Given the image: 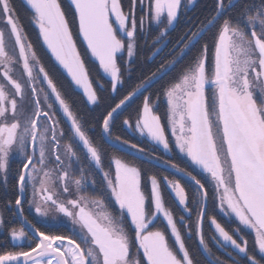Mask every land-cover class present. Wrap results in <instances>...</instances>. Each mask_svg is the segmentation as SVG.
I'll list each match as a JSON object with an SVG mask.
<instances>
[{
  "label": "snow or ice",
  "instance_id": "6c2138e0",
  "mask_svg": "<svg viewBox=\"0 0 264 264\" xmlns=\"http://www.w3.org/2000/svg\"><path fill=\"white\" fill-rule=\"evenodd\" d=\"M24 2L47 52L82 90L88 105L99 107L101 98L79 50L81 43L110 79L111 103L91 118L89 127L98 128L110 143L129 145L190 179L197 219L193 233L185 216L177 219L165 205L166 186L183 212L192 215L180 180L164 176L162 185L157 175H147L121 157H109L105 166L83 116L70 106L29 42L13 0H0V76L6 81L0 84V183L12 193L0 203V229L7 232L6 243H0V264H198L181 226L210 253L203 234L206 217L229 257L212 255L211 264H264V0H249L236 11L235 0H214L204 19L174 45V60L126 91L124 77L131 76L138 34L157 23L163 25L164 36L186 9L184 0H69L74 11L60 0ZM5 31L18 50L14 59L5 51ZM205 34L208 38L177 78L154 98L151 86ZM10 63L22 64L20 79L12 75ZM161 98L167 105L166 124L157 114ZM57 104L70 122L67 130L60 127ZM118 125L146 137L165 155L147 153L114 135ZM65 138L69 143L62 145ZM75 140L100 175L102 194L114 214L92 211L90 205L102 206L100 200L73 193L70 183L77 193L84 190L81 179L71 180L73 164L81 160ZM176 152L187 158V167L165 158ZM13 155L18 157L14 171L9 167ZM10 171L16 177L11 187ZM25 205L34 216L26 214ZM7 212L20 221L19 227L5 223ZM49 213L53 219L62 216L73 229L68 234L42 229L36 218ZM218 214L234 218L235 236L218 222ZM161 218L163 227L158 226ZM246 231L253 235L252 247L260 258L250 248Z\"/></svg>",
  "mask_w": 264,
  "mask_h": 264
},
{
  "label": "trees",
  "instance_id": "16d2710c",
  "mask_svg": "<svg viewBox=\"0 0 264 264\" xmlns=\"http://www.w3.org/2000/svg\"><path fill=\"white\" fill-rule=\"evenodd\" d=\"M60 2L66 10L74 11V9H70L69 0H60ZM125 2H127V0H125ZM248 2L249 0H235L237 8H234L233 11H236L240 4H244ZM13 4L16 7V11L19 15V19L26 29V33L29 37V42L33 44L34 51L37 53L38 58L41 60V63L46 68V70L50 72V74L54 77L55 81L61 87L62 93L66 97L67 101L70 103V106L74 109V111H76L78 114L83 116L85 130L88 132L90 139L93 141V144L100 147L102 153L105 156L104 162L108 163V158L112 156L121 157L125 159L127 162H131L133 164H137L138 166L142 167L147 175L155 174L158 176L160 180L164 176H169V178L180 180L182 185L185 186L186 188V194L188 196L189 206L192 209V205H193L192 200L195 197V192L193 191L194 186H192L190 182H187L185 178L178 177L175 173H172L171 170L161 167L153 162H150L149 160L136 158L134 156H131L130 154H127L112 147L104 140V137L98 128L91 129L89 127V125L92 123L91 118L96 114L102 112L106 104L111 103V98L109 96V92L111 89H110V80L101 73V70L98 67V63L95 62L90 57V54L86 49V46L81 43L79 50L83 53V59L87 62V66L92 69L90 74V80L92 81L94 87L98 91L99 97L101 98V103L99 107L90 106L87 104L86 98L83 96V94L73 86L72 82L70 81V78L67 77L66 73L62 69H60L59 66L56 65L55 61L51 58L50 53L47 52L46 47L43 45L42 40L39 38L38 30L30 23L31 12L28 9V7H26L24 0H13ZM213 4H214V0H198L193 6V8H191L190 15L187 13L185 18L178 21L176 25L171 29V31L167 34V38L169 39V41L173 42L171 44L176 45L181 35L185 34L186 30L190 26H195L199 24V22L203 20L204 17L207 15V13L210 11V8ZM157 31L158 30H156V28H152L151 26H149L148 31L146 33L138 34L136 54L133 59L134 66L131 70V76L129 77L126 74L124 77L126 83H125V88L122 89V91L130 90L131 87L140 83L142 79L149 76L152 72L156 71L161 64H168L169 61H173L174 58L177 56L173 53L175 51H178V48H176L174 52L169 51L168 53H162V52L155 53L156 46L152 43V40L156 39L154 36H156ZM207 38H208V34H205L203 39H201L200 42L197 43L191 50H186L185 55L182 58L177 59L176 62L170 66L169 70L163 76V78L157 80L156 83H154L151 86L149 92L153 94L154 98H155V93L159 91L164 84H166L168 81H174L177 78L178 74L184 69L185 65L188 63L195 49L201 47L204 39ZM97 81H99L100 83H104L105 87L101 89ZM149 92H145L144 94H149ZM129 111H131V109H129ZM157 114L162 117V123L166 124V104L162 98L159 101ZM122 119L123 117H121V120ZM113 134L121 136L122 138L129 141L130 144H135L140 148L145 149L146 152L157 153L160 156L165 155L157 148L155 147L152 148L150 146V142L147 139H140L134 133L124 128L122 125H118L114 127ZM113 148L116 151H114ZM165 158L175 162L180 167H187L186 161L180 158L176 153L170 156H166ZM188 170L191 171L190 168H188ZM161 183L163 185L162 181ZM14 184L15 181L13 179L9 180V187H11ZM9 195H12L9 189H7V192H4L0 184V203H2L5 199H7ZM164 199H165L166 207H168L171 211H173L174 215L177 218H179V216L182 214L181 210L179 209L178 205L171 197L166 187L164 190ZM10 215L11 214L5 215V223L10 226L15 225L19 227L20 224L17 221V219H15V217L12 218ZM209 215H212V213L210 212ZM216 218L218 222H220L222 226H224L226 230H228L232 234V230L230 229V227L225 226L223 218L220 215H216ZM190 221L194 233L195 231L194 219H190ZM38 225L45 230H50L53 232L61 231L60 229L48 228L41 224ZM211 231L212 230L208 225V218L206 217L203 223V234L211 250L210 253L207 254L210 256V258L212 255H215L221 257L224 260H229L228 257H226L219 250H217V248L213 245L211 241L212 239ZM182 236L189 250L197 255L198 264H211V262H209L202 253L198 243V239L194 234L189 235L187 233H183ZM6 237H7V232L4 231L3 235L2 234L0 235V243H6ZM252 244H253L252 241L249 240V246L252 249V251L255 253V249L252 247ZM256 256L257 258H260V255L256 254Z\"/></svg>",
  "mask_w": 264,
  "mask_h": 264
},
{
  "label": "rangeland",
  "instance_id": "374dc122",
  "mask_svg": "<svg viewBox=\"0 0 264 264\" xmlns=\"http://www.w3.org/2000/svg\"><path fill=\"white\" fill-rule=\"evenodd\" d=\"M197 1L198 0H193V3L188 4L187 3V0H184V4L186 5V9L185 10H182V13H181L180 17L178 18V20L176 21V23L178 21L184 19L185 16L187 15V13L190 15V10H191V8H193V6L195 5V3ZM0 23L3 25L2 22H0ZM176 23L174 25H172L171 27H169L166 30L164 36H160V30H161V27H163V25H159L158 26L157 23H153V24L150 25L152 28H156V30H158L156 36H154L156 39H153L152 40V43L156 46L155 53H159V52L168 53L169 51H171V52H174L175 51V49H176V48H174V45L175 44H171L173 42L169 41V39L167 38V34L176 25ZM4 40H5V47L7 49H8V46H7L8 43H9V45L14 44V39H9L8 34H7V31H5ZM173 54L178 55V51H175ZM17 72L18 71H16L15 73H13V76L15 78H17V79H20L22 77V75H23V71H22V73H20V75ZM101 73L103 74L102 70H101ZM105 77L108 78L107 76H105ZM0 84H6V81L3 80L2 76H0ZM73 86L82 93V90L78 89L75 85H73ZM8 87H10V86H8ZM53 101H54V98H53ZM165 104H166V102H165ZM56 109L59 112V118L61 119V122H62L61 125H60V127L63 128L64 130H67L69 128V126H68L67 122L65 121V119L63 118V116H62V114H61V112L59 110L58 105H56ZM166 115H167V105H166ZM166 123H167V118H166ZM135 135L138 136L140 139H147L146 137H141L139 135V133H135ZM61 143L63 145V144L69 143V141L67 140V138H65ZM73 143L75 145V148H76L77 153L81 157V160L78 163H74L73 164V174H72L71 180L74 181L75 179H81L82 180L81 187L84 189L83 191H80L79 193H77L76 192V187H75L74 183H70V187L72 188L73 193L74 194H78V195H82V196H87L90 201L93 200V199L100 200L102 206L90 205V209L92 211H94L96 213L107 212L109 214H114L113 209L107 204L106 198L102 194L103 193V186H102V181H101L100 175L98 173H95L94 172V168H95L94 164H92V162L86 158L87 157L86 150L83 148L82 144L78 140L73 141ZM123 145H125L126 148H128V149H130L132 151L137 152L138 154L144 155L142 153H139L136 149L130 147L129 145H126V144H123ZM94 146H96V145H94ZM150 146L152 148H154V147L157 148L158 150H160L163 153L162 149H159L152 142H150ZM147 153H149V152H147ZM176 154L180 158H182L183 160H185L187 164L189 163L187 161V158L186 157L181 156L178 152H176ZM112 157H116V156H112ZM129 163H131V162H129ZM17 164H18V157L16 155H13V157L11 158V161H10V165H9L10 169L14 171L16 169V167H17ZM51 166L52 165H50V167ZM105 166H107V163H105ZM81 169H83V174H81V171H80ZM191 171H192V169H191ZM172 173H175V172L172 171ZM175 174L178 177H182V176L178 175L177 173H175ZM193 174H196V173H193ZM11 179H13L15 181L16 180V177L10 171V174H9V177H8V182ZM185 180H187V179H185ZM161 181L163 182V178L161 179ZM187 182H190L192 184V186H194L191 180L190 181L187 180ZM0 184H1L2 189L4 190V192H7V189L3 186V184L2 183H0ZM168 192L170 193V195L173 198V200L175 201V203L178 205V202L176 201V199L174 197V194L171 193L170 190H168ZM149 194H150V189H149ZM178 207H179V205H178ZM25 209H26V213L30 217L34 216V213L29 212L27 210V205H25ZM179 209L181 210V213H182L181 215H184L185 216L186 222H190L191 223L190 219H194V230H195V221L197 219L196 206L195 205H192V209H191L192 215L191 216H189L187 213H184L183 210L180 207H179ZM6 214H10V213L7 212ZM53 215L54 214L49 213V215L47 217H44V218L37 217L36 218V222L38 224H41V225L46 226L48 228L60 229L61 231L64 232V234H68V231L71 230V229H73V226L70 225V224H68L65 218H62V216H56V218L53 219ZM218 215H220L223 218L225 226H228V227H230L231 230H233V228L235 227V223L233 222L234 218L229 219L227 217H224L222 214H218ZM15 219H16V217H15ZM177 219H179V218H177ZM66 224H67V228L62 227L63 225H66ZM165 224H166V222H164L162 220V218L158 222V226H160V227L165 226ZM208 225L210 226V228L212 230L211 231L212 232L211 233L212 234L211 241H212L213 245L217 248V250H219L226 257H228L226 255V252L222 249V247L220 246V244L217 242V239H214V237H217V234H216V231H215L214 227L210 224L209 219H208ZM74 227H75V230L78 231L79 226H74ZM181 232H182V235H183V233H187L188 234V232L185 231L182 226H181ZM3 233H4V230L0 229V235L1 234L3 235ZM232 234L235 236V233L233 231H232ZM245 234H246L247 238L249 240H251L252 243H253V241H254L253 235L251 233H248L247 231L245 232ZM20 243H24V242L21 241ZM255 253L257 255H260L258 252H256V250H255Z\"/></svg>",
  "mask_w": 264,
  "mask_h": 264
},
{
  "label": "flooded vegetation",
  "instance_id": "af4514ba",
  "mask_svg": "<svg viewBox=\"0 0 264 264\" xmlns=\"http://www.w3.org/2000/svg\"><path fill=\"white\" fill-rule=\"evenodd\" d=\"M4 28V25H2L0 23V30H2ZM8 49L5 47V51L8 54L9 57L11 58H15L18 55V51L17 49H15L14 44L9 45L8 43ZM3 64H4V60L2 57H0V72L3 71ZM9 68L11 69V73L13 75V73H15L16 71H18L17 73L20 75V73H22L23 68H22V64H18V63H10ZM26 78V77H25ZM58 105V104H57ZM59 107V106H58ZM27 214V213H26Z\"/></svg>",
  "mask_w": 264,
  "mask_h": 264
},
{
  "label": "water",
  "instance_id": "95a60500",
  "mask_svg": "<svg viewBox=\"0 0 264 264\" xmlns=\"http://www.w3.org/2000/svg\"><path fill=\"white\" fill-rule=\"evenodd\" d=\"M62 112V111H61ZM63 114V113H62ZM65 118V117H64ZM66 119V118H65ZM66 121H67V119H66ZM67 123L69 124V126H70V122H68L67 121ZM104 137V136H103ZM104 139H105V141L109 144V145H111L112 147H114V148H116V149H118V150H120V151H122V152H125V153H127V154H130V155H132V156H134V157H137V158H141V159H146V160H149V159H147V158H145L144 156H142L141 154H138L137 152H134V151H132V150H130V149H128V148H126V147H123V146H121V145H119V144H112V143H110L109 141H107V139L104 137ZM150 161V160H149ZM150 162H153V163H155V164H157V165H159V166H162V167H164V168H166V169H168L166 166H164L163 164H161V163H158V162H156V161H150ZM178 174V173H177ZM178 175H180V174H178ZM181 176V175H180ZM183 178H186V177H184V176H182ZM186 179H188V178H186ZM188 180H190V179H188ZM18 220V219H17ZM19 221V220H18ZM19 223H20V221H19ZM198 243H199V241H198ZM200 246V245H199ZM200 249H201V251H202V253L204 254V256L206 257V259L209 261V262H211V258H210V256L206 253V252H204L203 251V249L200 247Z\"/></svg>",
  "mask_w": 264,
  "mask_h": 264
}]
</instances>
